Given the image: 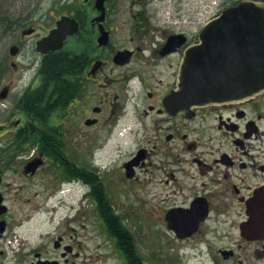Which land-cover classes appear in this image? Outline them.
I'll return each instance as SVG.
<instances>
[{
    "label": "flooded vegetation",
    "instance_id": "obj_1",
    "mask_svg": "<svg viewBox=\"0 0 264 264\" xmlns=\"http://www.w3.org/2000/svg\"><path fill=\"white\" fill-rule=\"evenodd\" d=\"M149 4L72 2L65 102L46 54L24 75L17 43L0 79V264H149L135 220L206 264H264V90L188 111L173 91L203 23H160ZM226 41L217 52L244 83L250 42Z\"/></svg>",
    "mask_w": 264,
    "mask_h": 264
},
{
    "label": "water",
    "instance_id": "obj_2",
    "mask_svg": "<svg viewBox=\"0 0 264 264\" xmlns=\"http://www.w3.org/2000/svg\"><path fill=\"white\" fill-rule=\"evenodd\" d=\"M105 0H97V5L104 9ZM76 19L63 15L49 33L39 39L36 49L50 53L61 49L68 35L78 31ZM34 28H26L22 34L31 33ZM250 42V58H247V69L244 83L233 81L228 70L227 61L217 50L227 45L225 40L232 37ZM200 41L188 47L183 59L174 95L185 91L187 110L230 99H248L264 90V0H241L225 8L215 17L205 22ZM19 46H10L12 55L18 53ZM124 54L120 52L118 58ZM13 64H15L13 62ZM237 78V76L235 77ZM177 234L183 237L179 229Z\"/></svg>",
    "mask_w": 264,
    "mask_h": 264
},
{
    "label": "rangeland",
    "instance_id": "obj_3",
    "mask_svg": "<svg viewBox=\"0 0 264 264\" xmlns=\"http://www.w3.org/2000/svg\"><path fill=\"white\" fill-rule=\"evenodd\" d=\"M73 1L78 0H8L9 22L5 26L0 24V58L5 61V71H11L9 47L15 43H22L23 50L19 61L23 65L24 75H31L36 71L39 63V52L35 40L46 29L50 28L55 19L67 14ZM149 7L153 10L156 21H169L174 14H181L187 22L198 25L213 17L227 0H149ZM36 25L37 32L32 35H22V30ZM3 56V57H2ZM17 61V60H15ZM23 72V71H22ZM0 103V117L8 115V110ZM39 220L32 221V227L27 230L38 231ZM127 227L137 236L139 248L149 257V264H206L188 244H176L172 237L165 232L162 222H144L136 220L127 223ZM109 245V243H108ZM94 257V256H93ZM102 258V255H99ZM116 264L108 260L106 264ZM95 264H105L102 260Z\"/></svg>",
    "mask_w": 264,
    "mask_h": 264
},
{
    "label": "trees",
    "instance_id": "obj_4",
    "mask_svg": "<svg viewBox=\"0 0 264 264\" xmlns=\"http://www.w3.org/2000/svg\"><path fill=\"white\" fill-rule=\"evenodd\" d=\"M8 0H0V24L5 26V22H9V9L7 8ZM10 23V22H9ZM1 37V35H0ZM1 55V54H0ZM52 56L51 60H47L46 57ZM3 57V56H2ZM71 54L66 50H59L54 54H46L42 64L39 68L41 71L45 70H58V92L59 102H65L67 99V84L65 83V72L68 70V64ZM5 71V61L0 58V78ZM124 243V242H123Z\"/></svg>",
    "mask_w": 264,
    "mask_h": 264
}]
</instances>
